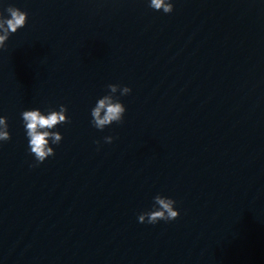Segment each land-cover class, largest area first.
<instances>
[{
    "label": "water",
    "instance_id": "obj_1",
    "mask_svg": "<svg viewBox=\"0 0 264 264\" xmlns=\"http://www.w3.org/2000/svg\"><path fill=\"white\" fill-rule=\"evenodd\" d=\"M171 2L0 0L28 14L0 48V264H264V0ZM60 105L33 167L21 113ZM158 194L180 215L140 223Z\"/></svg>",
    "mask_w": 264,
    "mask_h": 264
},
{
    "label": "clouds",
    "instance_id": "obj_2",
    "mask_svg": "<svg viewBox=\"0 0 264 264\" xmlns=\"http://www.w3.org/2000/svg\"><path fill=\"white\" fill-rule=\"evenodd\" d=\"M149 6L156 11L162 10L165 14L174 10L171 0H150ZM5 12L8 14L7 16H5ZM27 18V12L11 5L0 11V48L5 47L11 34L16 33L18 29L26 25ZM107 88L109 94L99 98L91 110V123L98 130H103L113 123L123 122L126 108L115 94L119 91L120 95L124 96L132 91L127 86L121 87L117 84H109ZM66 113L67 107L65 105H60L59 111L50 109L47 114L42 113L39 109L25 110L21 113L29 141L30 154L34 156L36 161V165L31 166L35 167L43 163L49 156L55 155V151L49 142L58 145L63 137L61 133L52 131V129L59 124L68 122ZM8 127L7 117L0 116V141L11 139ZM113 139L112 136L104 137L106 143H112ZM96 143L98 144L99 141H96ZM175 204V200L158 194L154 197L153 208L139 214L138 221L140 223L156 224L161 220H175L180 215L174 207Z\"/></svg>",
    "mask_w": 264,
    "mask_h": 264
}]
</instances>
